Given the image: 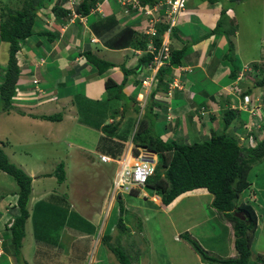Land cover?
Masks as SVG:
<instances>
[{
	"label": "crops",
	"instance_id": "0c3cea01",
	"mask_svg": "<svg viewBox=\"0 0 264 264\" xmlns=\"http://www.w3.org/2000/svg\"><path fill=\"white\" fill-rule=\"evenodd\" d=\"M56 1L52 0V2L46 3L44 7L38 10L33 26V35L20 42V48L17 53V65L20 69L17 83V98L12 101V110L8 113L0 114V120L1 115L5 114L8 116V128L12 127V125L15 126L14 130L9 133V137H7V134H4L6 141H2L0 138L1 148L13 164L19 155L21 157L25 156L27 153L25 150L29 149L28 143L16 145L10 141L11 138L15 139L16 135L20 136L19 126L21 124L25 123L26 126L32 128L35 131L34 135L45 132L46 137L51 141L50 149L56 152L58 149H62L60 147L61 145H74L73 143L69 144L67 141L68 137L64 135V131L67 128H71L75 124L73 128L79 134H82V127L87 128L89 126V124L80 120V112H90L91 114L97 108L96 106L101 107L105 103H107V109H110L109 112H114V116L111 115L109 118L110 124H114V120L115 123L119 121V130L117 135L112 139L124 143L123 135L120 134L122 131L129 130L128 136L129 138L131 137L132 127H129L128 122L134 120L135 113L137 117L144 114L147 109L146 106L152 101L155 105L153 114L157 117V122L160 119H166L167 108H171L170 103L173 106V102H176L174 107L171 108L172 120L170 122H173V126L171 125L170 132L172 133H168L166 138L169 136V139L179 140L185 144H189L188 142L192 140H208L211 136L218 135L217 128L219 123L223 121L221 113L226 110L230 102L232 106L241 105L240 94H250L252 98L254 96V99L258 97L261 99L260 103H264V86L258 87L256 85V82H259L262 78V74L259 71H256L253 77H246V79L243 78L240 81L235 80L237 72L242 69L243 64L246 65L252 62L250 60L257 53L260 54V58L264 55V51L260 52L261 49H264V35L263 39H261L263 46H260L259 41L257 51H247L248 42L246 41L248 40L246 39H249V41L257 39L254 33L248 36L244 34L245 32L248 33L247 28L251 25L248 20L249 17L246 19V16L249 13L251 16H254V14L250 12L249 8L242 10V14L237 9L239 2H242L245 6L247 0H213V2L211 0L186 1L185 9L179 17V25L172 29L171 34L167 38L170 50L185 49V55L180 66L173 68L171 73V78H176L178 83L182 85L183 90L174 91L171 97H167L166 92L162 93V91L156 94L154 93L152 96V92L147 93L142 89L141 80L148 76L149 73L146 67H139L141 56L135 55L133 50L139 48L135 43L142 40L147 41L148 37L139 33V21H132L129 17L123 16L120 6H111V2L104 3L103 0H95L93 7L94 9L97 7L100 8L101 13H90L86 16V19H82L83 16H81L79 18H73L72 21L61 18L55 21L52 26L47 27L42 20V16L50 18L48 12H51V7ZM78 1L80 2L81 0ZM230 8L232 11H230ZM109 17L115 19L116 25L107 32L100 35L95 34L91 27L92 24L100 19H107ZM162 25L164 26V23ZM128 28L134 32L130 45L127 47L107 46V42L117 37L122 30ZM261 30L264 32V28ZM48 37L52 40H49ZM229 44L234 46L232 58L226 57ZM1 49H4L7 55L8 47H6V43L3 44L0 41ZM85 52H90L99 59L115 64L116 67L99 73L86 61L83 55ZM251 55L253 56L249 57ZM7 58L4 60V54L0 51V65L4 68L2 69L0 67V85L6 70ZM262 61H264V57L260 63H263ZM233 73L234 76L232 75ZM35 80L38 82L37 86L33 84ZM107 81H111L117 86L122 85L121 96L124 98L123 100H130L127 109H115L112 105L109 107L108 102L110 100H116L114 95L116 94L117 88L114 87L108 90L105 87ZM36 87L41 93H39ZM141 89L142 91L139 92ZM247 90H251V92L249 93ZM109 95H112L113 99L108 98ZM149 99L150 101L148 102ZM210 102H212V106L214 107L210 117L205 116L199 119L198 113L194 109L197 106L202 104L206 105ZM145 103H147L146 108L143 107ZM85 106L87 107L86 109L83 108ZM206 106L208 107V105ZM116 107L121 106L117 104ZM117 111H121V117H118L119 114H117ZM195 115L198 118H195ZM50 118L52 119L50 120ZM247 118V114L238 113L234 122L227 129L228 131L234 130L235 135L234 133H231V135L235 136L236 139L238 138L237 140L242 147L251 146L255 142L254 140L259 142L264 137L263 132L260 134L255 133V139L252 135L246 136L244 127L249 121V118ZM79 120L81 122H78ZM95 127L99 129L102 135L101 128L103 125H97ZM241 135H244L242 139L239 137ZM260 135L262 138H259ZM64 139L68 144L63 141ZM77 147H81V143ZM81 150L83 149L81 148ZM51 154L47 157L51 158ZM95 155L91 158L87 154H79L77 161L81 165H88L94 160L98 161L101 163V167L96 172H99L100 176L109 178L110 171L107 168L102 169V166L109 164L102 163L99 159L101 155L106 154L97 152ZM60 163H62L63 171L66 175L67 166L63 162L55 161V165L50 163L49 168L54 171L55 167ZM20 166L32 178L31 194L27 208L29 217L25 223V236L22 240L21 257L25 264L46 263L43 257L41 259H35L33 257L34 249L38 245L35 242L36 236H34V231L31 227L33 213H31L30 208L33 209L35 205H38L46 193L43 185H38V183H41L38 178H51L52 173L50 171H39L35 175V171L38 169L34 170L31 164L28 163ZM0 173L2 172L0 171ZM112 178H110V184H108L107 190L110 188ZM4 179L3 176L2 180L7 182V186L9 187L7 190L0 188V264H20L13 254L11 233L8 229V226L11 225V222L17 215L15 207L17 202V186L15 189L11 182ZM35 183L40 188L36 187L35 189ZM190 196H193V199L197 200V202H200L203 198L204 200L207 198L205 201L209 204L212 201V196L203 188L181 194L167 206L163 205L160 200L159 203H154L151 199H141L140 196L129 194H124L122 198L126 199L127 202L132 197L146 201L144 204L134 205L131 203L130 205L131 207L138 206L144 212H159L163 215H170L185 198ZM100 214L101 211H99V214L94 219L95 225L98 222V218H100ZM169 218L172 221L171 216ZM190 218V213L187 212L184 215V219L180 222L185 224L184 221ZM260 218L261 216L257 213V228L261 226ZM151 219H154V216H151ZM224 220L229 229H231V224L227 219L224 218ZM146 221L148 222L147 217ZM78 222L77 220L75 223L78 224ZM151 226L155 228L153 224ZM147 227L149 228V226ZM171 227L176 239L180 234H178V231L176 233V229L178 228L174 225V222H171ZM184 227L183 232L185 234L191 230L190 225L189 227ZM60 230L62 229L60 228ZM136 230L138 232L142 229L138 228ZM107 231L110 232L111 228L105 230V233ZM231 232H229V236L232 235ZM25 242L29 244L27 248L29 249V254H26L24 250ZM105 246L103 245L101 247ZM258 254L264 256V251L260 250L252 253L251 260L253 261ZM234 257L229 252L226 256L224 255V257L219 258L226 259ZM97 264L102 263L97 260Z\"/></svg>",
	"mask_w": 264,
	"mask_h": 264
},
{
	"label": "rangeland",
	"instance_id": "374dc122",
	"mask_svg": "<svg viewBox=\"0 0 264 264\" xmlns=\"http://www.w3.org/2000/svg\"><path fill=\"white\" fill-rule=\"evenodd\" d=\"M22 3L23 0H0V5H8L10 8H20L22 7ZM246 3L247 4L244 6L242 2H239L237 9H239V12L242 14V10H247V8H249L250 12L254 14V16H251L249 13L246 16V19L249 17L248 20L251 25L247 28L248 33L245 32L244 34L245 36L252 33L255 34L257 39H253V41L246 39L248 40L246 41L248 42L247 51H257L259 41L260 46H263L261 39H263L264 32L261 29L264 28V0H247ZM114 5L119 6L111 2V6ZM230 11H232V9ZM135 20L138 21V19ZM45 26H47V24H45ZM240 39H242V37H240ZM6 47H8L7 44ZM136 50L140 49L133 50L135 55H143L142 53L137 54L135 52ZM0 51L4 54L5 60L8 53L6 55L4 49ZM263 51L264 49H261L260 52ZM252 56L253 55L249 57ZM263 57L260 58V54L257 53L250 60L252 62L246 65L243 64V69L237 72L235 80L240 81L243 78L246 79V77H253L254 73L258 71L255 65H258L259 68L264 67V63H260ZM0 67L4 69L1 65ZM181 86L178 84L176 87H180L181 89ZM142 89L139 90V92L142 91ZM121 99L122 101H120V99L110 100V102H108L109 107L112 105L115 109H127L130 100H123V97H121ZM256 99L259 102L261 101L258 97ZM250 100L251 104H257L254 96L253 98L250 96L249 101ZM149 101L150 99L148 102ZM147 103H145L143 107H145ZM117 104L121 107L117 108ZM175 104L176 102H173L172 106L170 103L171 108H173ZM262 104L264 103H260L259 105ZM96 107L95 111L91 112V114L90 112H80V120L89 124L87 128L82 127V134H79V132L73 128L75 124L64 131V135L68 137V143H73L74 145H61L60 147L62 149H58L56 152L50 149L51 141L46 137L45 132L34 135L35 131L29 126H26L25 123L19 126L20 136L16 135L15 139H10V141L16 145L28 143L29 146V149L25 150L27 151L25 156L21 157L19 155L15 160L14 164L17 167L22 169L20 165L29 163L33 166L34 170L38 169L35 171V175H37L39 171H50L53 175H51V178H38L41 182L38 183V185H43L46 189V193L38 205H35L33 209L30 208L31 213H33L31 227L34 231V236H36L35 242L38 245V247L34 249L33 257L35 259H41L43 257L46 263L41 264H97V260L102 264H119L116 256L112 254L106 246L101 247L104 245L102 241L103 233L105 234V230H108V228H111L109 233L113 236L109 245H120L124 249L130 264H211L209 263L211 257L219 259V257H224V255L226 256L229 254V252L232 254V257H234V255L236 257L237 253L234 248L235 237L232 225L231 232V229H229L224 220V215L215 211L211 207V204L205 201L207 198H205V200L203 198V200L197 202V200L193 199V196L187 197L170 215H163L159 212H144L140 207H131L130 205L131 203L134 205L144 204L146 201L133 197L129 198L128 202L126 199H123V206L127 210V213L124 212L122 217L125 224L128 225L130 235H127V232L122 233L117 228L116 223L120 215L119 206L116 203L117 197L114 196L110 199L109 193L111 191V185L109 192L107 186H109L110 178L114 175L118 165L117 168L113 164L102 166L103 170L107 168L110 171L109 178H105V176H100L99 172H96V170L101 167V163L98 161L94 160L88 165H81L77 161L79 154H87L91 156V158L96 156V148L99 144L98 139L102 135L95 126L110 125L109 118L111 115L114 116V112L110 113V109H107V103L101 107L99 106L100 108L98 106ZM83 108L86 109L87 107L85 106ZM238 108L239 110L242 109V105H238ZM243 108L246 110L245 107ZM117 114H119L118 117H121V111H117ZM134 115V120L128 122L129 127H132L131 137L129 138L128 136L129 130L122 131L120 134L124 136V151L129 148L132 136L137 130L139 119L143 116V114H141L137 117L136 113ZM199 116H201V114ZM196 117L197 115H195V118ZM80 120L78 122H81ZM253 120L254 121L249 119V125L257 122V119ZM7 121L8 116L5 114L1 115L0 138L2 141H4L6 137L4 134H7V137H9V133L12 132L15 127L12 125V127L8 128ZM172 123L173 122L167 121L166 119H160L154 124L153 131L156 135L166 138L168 133H172L170 132L171 125L173 126ZM247 126L244 128H247ZM223 129L224 124L223 121H221L217 128V133L220 134ZM231 133L235 135L234 130H227V134L233 136ZM243 136L244 135L239 136L240 139H242ZM260 137L262 138L261 135L259 138ZM117 138L120 139L119 137ZM206 140L207 139L192 141L204 142ZM63 141L67 143L65 139ZM192 141L188 143L190 144ZM79 143H81V147H77ZM81 148L84 151L81 150ZM50 154L51 158H48L47 156ZM55 161L63 162L67 166V173L64 179V181H66H63V184H60L55 177L56 173L59 174L58 169L55 167L53 171L49 168L50 163L55 165ZM3 176L5 178L4 180L11 182L12 186L16 189L14 181L4 173H0V188L7 190L9 187L7 186L8 183L2 180ZM248 180L250 186L241 194L238 203H249L254 207L256 213L261 216V226L256 229L254 233V243L251 244V252L255 253L260 250L264 251V159L252 166ZM38 185L35 183V189L39 187ZM145 192L149 198L154 195L152 191L145 190ZM127 193L128 190L124 189L122 196ZM99 211H101L100 218H98V222L95 225L94 219L99 214ZM187 212L190 213L191 218L185 220L184 224L180 221L184 219V215ZM151 216H154V219H151ZM170 216L172 221H170ZM146 217L148 222L146 221ZM77 220L79 221L78 224L75 223ZM171 222H174V225L178 228L176 229V233L177 231L178 234L180 233L179 236L176 234L178 236L176 239L173 234ZM151 224H153L155 228H153ZM189 225L191 230L185 234L183 232L184 226L189 227ZM138 226L141 227L142 230L137 232L136 229H138ZM147 226H149V228ZM60 228L62 230H60ZM229 232L232 233L231 236H229ZM118 235L120 239L117 243L116 238ZM187 237L195 240L197 244H199L205 251L207 260H203V258L189 246L186 240ZM38 238L40 239L38 240ZM28 247V242H25L24 250L26 254H29ZM98 248L99 250H97Z\"/></svg>",
	"mask_w": 264,
	"mask_h": 264
},
{
	"label": "trees",
	"instance_id": "16d2710c",
	"mask_svg": "<svg viewBox=\"0 0 264 264\" xmlns=\"http://www.w3.org/2000/svg\"><path fill=\"white\" fill-rule=\"evenodd\" d=\"M157 1L159 0H141V2L147 6H152L157 3ZM211 1L213 2V0ZM49 2H52V0H23L22 7L20 8H10L8 5H0V41L8 45L6 70L0 85V114L8 113L13 109L12 101L16 94L15 89L20 75V69L17 65V53L20 48L19 43L33 35V26L37 17V12ZM94 3L95 0H81L75 11L77 14L86 17L89 15L90 10L94 8ZM63 4L64 0H57L51 7V17L56 21L61 18L68 20L70 17L69 10L66 9ZM115 25V19L109 17L96 21L91 27L95 34L100 35L109 31ZM166 28L167 27L162 24L157 26L158 35L152 38L156 49L161 45L163 35L166 33ZM45 36L47 35L45 34ZM133 36L134 32L131 29H124L117 37L107 42V46L127 47L131 44ZM49 40L52 39L49 38ZM148 42L149 40H142L135 44L138 45V49L144 51L146 50ZM169 51V65L159 69L156 75L157 86L152 91V96L159 91H162V93L166 92V95H168L169 91L171 95L174 91H180L177 88L171 89L169 84L172 82V69L180 66L185 55V49L170 50L169 48ZM233 52L234 46L229 44L226 57L232 58ZM83 55L86 61L99 73L116 67L115 64L99 59L90 52H85ZM151 60V54L141 55L139 67H147ZM255 68L262 74V78L259 82H256V85L258 87H263L264 67L259 68L258 65H255ZM232 75L234 76V73ZM105 87L108 90L116 87L117 91L114 98L116 100L121 99L122 85L117 86L114 85L113 82L107 81ZM247 91L249 93L251 92V90ZM240 96V101H242L244 95L240 94ZM108 98L113 99V96L109 95ZM206 105H208V107ZM206 105L202 104L194 109L195 112L198 113V116L205 111L206 115L199 116V119L205 116L210 117L214 107L212 106V102ZM231 106L232 104L230 102L226 110L221 113L224 129L220 134L211 136L204 142L192 141L193 143L185 144L182 141L163 138L154 133L153 129L157 117L153 114L155 105L151 101V103L146 106L147 109L141 119H139L137 130L132 136V152L134 156H137L139 149L142 148L156 154L157 162L154 173L148 178L145 189L146 191H152L160 196L163 205L167 206L181 194L200 188L206 189L212 196L211 207L215 211L222 213L224 218L232 225L235 237L234 248L237 256L235 258L226 259L211 257L209 263L264 264L263 255L258 254L255 256L254 261L251 260V244L254 242V233L257 229V215L255 210L252 205L247 202L238 203L241 194L250 186L248 179L252 166L264 159V137L259 142L254 140L255 145L242 147L234 136L228 135L227 129L231 123L234 122L238 113H245L248 115V113L233 109ZM51 119L52 118H50V120ZM166 120L168 119L166 118ZM171 120L172 111L168 121ZM118 130L119 122L101 128L102 136L96 148L98 153L109 155L114 159L122 155L125 147L124 144L112 139L117 135ZM245 133L246 136L252 135L255 139V132L248 133L246 131ZM56 169H58L59 174L56 173L55 177L61 184L65 179L62 163H60ZM0 171L7 174L17 186V202L15 206L17 215L8 229L11 233L13 254L20 264H25L21 257V245L25 236V223L29 217L27 208L31 194L32 178L8 159L1 145ZM133 192L134 195L138 193L137 191ZM116 203L119 206L118 209L120 214L116 226L122 233L127 232V235H130L128 225L125 224L122 217L124 212L127 213V210L124 208L121 198H117ZM237 213L240 214V217L235 216ZM138 228L140 229L141 227L138 226ZM112 238V234L107 231L102 237L104 245L116 256L119 264H130L124 249L120 245H109ZM119 239L120 236L118 235L116 238L117 243ZM186 240L189 246H191L203 260H207L205 251L195 240L189 237H187Z\"/></svg>",
	"mask_w": 264,
	"mask_h": 264
},
{
	"label": "built area",
	"instance_id": "2783aa9c",
	"mask_svg": "<svg viewBox=\"0 0 264 264\" xmlns=\"http://www.w3.org/2000/svg\"><path fill=\"white\" fill-rule=\"evenodd\" d=\"M187 0H159L152 6H147L141 2V0H103L104 3L114 2L118 4L121 8V14L125 17H129L130 20L136 21L138 19L139 23V33L141 35H145L148 37L149 42L147 43L146 50H136L137 54H151L152 60L147 65L146 70L149 73L148 76L144 77L141 80L142 88L146 90L147 93H150L157 86L156 75L160 68L166 67L169 65L170 59V51H169V43L167 38L173 28L179 25V17L181 13L184 11ZM79 5L78 0H64L63 6L69 10L70 12V21L73 18H79L81 15L76 13V7ZM99 12L100 8H93L90 10V13ZM89 13V14H90ZM50 18L46 16H42V20L47 27H50L56 21L52 18L51 12H48ZM82 19H86L85 16ZM164 23L166 26V33H164L161 45L158 49L155 48L153 44L152 38L158 35L157 26L159 24ZM26 40V39H25ZM24 41V40H23ZM20 45V43H19ZM37 81L35 80L33 84L37 86ZM180 85L176 78H172V82L169 84L171 89L177 88L178 90H183V87H176ZM37 88V87H36ZM38 89V88H37ZM16 94L15 98H17L18 88L16 86ZM39 93L41 91L38 89ZM168 97L171 96V92H168ZM13 99V100H14ZM250 96L244 95L242 98V109L240 111L248 113V117L250 120L257 119V122L249 125L247 123L246 131L248 133H262L264 130V106L259 105L260 102L255 99L257 102L256 105L251 104V100L249 101ZM233 109H238V106H232ZM246 110H244V108ZM171 108H168L166 118L169 120L171 116ZM202 116L206 115L205 111L200 113ZM255 145V143H252ZM100 161L102 163H113L118 165L116 169L113 180L112 187L110 192V198H113L119 192L125 190L128 191H137L138 195L142 197V199H151L154 203H159V198L157 196L148 197L145 192V184L149 177H151L154 173L155 165H156V155L146 149H139V153L137 156L133 155L132 152V144L130 142V146L127 150H125L119 158H111L106 155L100 156ZM10 225L8 226V228Z\"/></svg>",
	"mask_w": 264,
	"mask_h": 264
},
{
	"label": "clouds",
	"instance_id": "9594fccd",
	"mask_svg": "<svg viewBox=\"0 0 264 264\" xmlns=\"http://www.w3.org/2000/svg\"><path fill=\"white\" fill-rule=\"evenodd\" d=\"M242 69H243V67H242ZM145 90V89H144ZM146 91V90H145ZM152 92V91H151ZM150 92V93H151ZM168 97V96H167ZM171 97V96H170ZM168 108H170V107H168ZM131 142V141H130ZM133 147V146H132ZM124 152V151H123ZM153 153V152H152ZM153 154H155V153H153ZM156 155V154H155ZM112 158V157H111ZM156 162H157V156H156ZM107 164H113V163H107ZM113 165H115V164H113ZM115 167H116V165H115ZM115 171H116V169H115ZM115 173V172H114ZM114 176V175H113ZM112 180H113V178H112ZM111 187H112V184H111ZM146 190V189H145ZM108 192H109V189H108ZM111 192V191H110ZM122 193H123V191H121V192H119L117 195H115L117 198H121L122 199V201H123V198H122ZM127 194H129V195H134V192L133 191H128V193ZM109 195H110V193H109ZM134 196H139L138 195V193L137 194H135ZM153 196H157L159 199H160V196H158L156 193H154V195ZM141 199H142V197H140ZM110 199H112V198H110ZM117 201V200H116ZM160 201H161V199H160ZM245 203V202H244ZM253 207V206H252ZM254 208V207H253ZM255 210V209H254ZM255 213H256V211H255ZM256 215H257V213H256ZM257 226V225H256Z\"/></svg>",
	"mask_w": 264,
	"mask_h": 264
},
{
	"label": "water",
	"instance_id": "95a60500",
	"mask_svg": "<svg viewBox=\"0 0 264 264\" xmlns=\"http://www.w3.org/2000/svg\"><path fill=\"white\" fill-rule=\"evenodd\" d=\"M235 216H236V217H240V214L237 213V214H235ZM242 219H244V218H242Z\"/></svg>",
	"mask_w": 264,
	"mask_h": 264
}]
</instances>
